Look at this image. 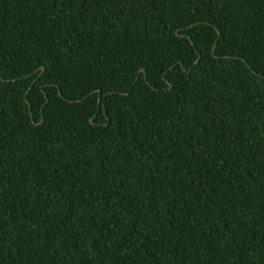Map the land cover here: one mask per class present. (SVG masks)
<instances>
[{"label": "trees", "instance_id": "trees-1", "mask_svg": "<svg viewBox=\"0 0 264 264\" xmlns=\"http://www.w3.org/2000/svg\"><path fill=\"white\" fill-rule=\"evenodd\" d=\"M0 264H264V0H0Z\"/></svg>", "mask_w": 264, "mask_h": 264}, {"label": "water", "instance_id": "water-1", "mask_svg": "<svg viewBox=\"0 0 264 264\" xmlns=\"http://www.w3.org/2000/svg\"><path fill=\"white\" fill-rule=\"evenodd\" d=\"M42 71H44L45 70V67H41L40 68ZM141 72H145V69H141Z\"/></svg>", "mask_w": 264, "mask_h": 264}]
</instances>
